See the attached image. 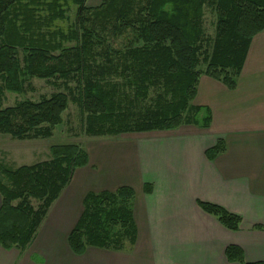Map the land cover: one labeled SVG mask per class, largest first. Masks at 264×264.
I'll return each instance as SVG.
<instances>
[{
	"label": "trees",
	"instance_id": "trees-1",
	"mask_svg": "<svg viewBox=\"0 0 264 264\" xmlns=\"http://www.w3.org/2000/svg\"><path fill=\"white\" fill-rule=\"evenodd\" d=\"M86 1L0 0L3 89L23 95L28 82L38 79L68 91L14 107L0 104V133L20 141L49 138L71 99L81 107L87 134L95 137L183 125L207 129L209 109L193 105L201 75L234 90L253 38L264 31V0H103L95 10ZM207 3L217 18L211 51L203 27ZM71 6L76 7L73 22ZM109 35L128 37V43L115 50ZM202 58L206 67L199 70ZM152 89L155 99L142 107ZM224 151L220 141L207 156L214 160ZM87 164L86 151L75 144L54 145L50 160L31 166L10 169L0 162V246L24 252L75 170ZM152 190L145 186V193ZM134 196L128 187L87 194L68 237L71 251L80 256L88 247L124 251L133 246ZM198 205L228 230L240 229V216L217 205ZM226 256L229 262L264 264L246 263L236 246H229Z\"/></svg>",
	"mask_w": 264,
	"mask_h": 264
},
{
	"label": "crops",
	"instance_id": "crops-1",
	"mask_svg": "<svg viewBox=\"0 0 264 264\" xmlns=\"http://www.w3.org/2000/svg\"><path fill=\"white\" fill-rule=\"evenodd\" d=\"M193 105L209 109V128L183 125L88 142V164L75 170L35 239L24 252L0 246V264H241L229 262V246L240 248L246 263L264 262V31L251 42L237 87L201 75ZM220 141L225 151L209 159ZM121 187L135 193V244L75 255L68 237L86 195ZM198 202L240 216V229L228 230Z\"/></svg>",
	"mask_w": 264,
	"mask_h": 264
},
{
	"label": "rangeland",
	"instance_id": "rangeland-1",
	"mask_svg": "<svg viewBox=\"0 0 264 264\" xmlns=\"http://www.w3.org/2000/svg\"><path fill=\"white\" fill-rule=\"evenodd\" d=\"M102 3L103 0H99L95 5L92 4V1L87 0L86 7L95 10L96 8H99ZM70 9L71 10L69 12V17L71 19V22H73L75 19L76 7L71 6ZM204 12L205 15L203 27L206 38L205 48L211 51V47L213 45L212 41L215 37L217 23L215 7L207 3ZM110 36L111 35H109V37ZM108 41L115 50L122 49L128 43V37H110ZM205 67L206 65L203 62L202 58L198 69L203 70L205 69ZM69 87L73 90L76 89L77 82L74 80L71 81L69 83ZM57 92L68 93V91L63 86L55 87L52 82L33 79L28 82L26 93H24L23 95L14 94L4 90L3 83L0 80V104L2 108L14 107L23 100L40 101L43 98H50ZM156 94L157 91H155V89H152L148 100L145 102H141V106L145 107L151 104L153 99H155ZM86 130L87 124L84 121L81 107L78 102L71 99L68 109L63 114L62 124L54 129L52 136L49 138L20 141L17 139H13L9 135L0 133V162L10 169H17L21 166H31L50 160V148L54 145L75 144L84 149L87 146V143L90 141H97L108 138L112 139L121 136L95 137L88 135ZM37 205L38 203L34 202V206L37 207ZM128 247L129 244H127L126 249Z\"/></svg>",
	"mask_w": 264,
	"mask_h": 264
}]
</instances>
